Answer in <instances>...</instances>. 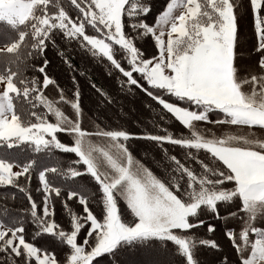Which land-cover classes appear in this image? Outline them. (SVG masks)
Wrapping results in <instances>:
<instances>
[{"label": "snow or ice", "instance_id": "1", "mask_svg": "<svg viewBox=\"0 0 264 264\" xmlns=\"http://www.w3.org/2000/svg\"><path fill=\"white\" fill-rule=\"evenodd\" d=\"M0 23V264H264V0H0Z\"/></svg>", "mask_w": 264, "mask_h": 264}, {"label": "trees", "instance_id": "2", "mask_svg": "<svg viewBox=\"0 0 264 264\" xmlns=\"http://www.w3.org/2000/svg\"><path fill=\"white\" fill-rule=\"evenodd\" d=\"M65 2H66V0H65ZM159 2L162 3L163 0H159ZM249 20H250V18H249ZM250 23H251V20H250ZM3 28H4V25L2 23H0V30H2ZM251 36H252V27H251V35H250V37L246 38L245 36H243V38L245 40L250 41ZM80 59H81V56H80L79 53H77L76 54V63L77 64L80 63ZM84 59L86 61V66L92 68V73L93 74L98 75V74L102 73V71H103L102 65H100L98 63H95V61L91 57H85ZM55 65H56V71L57 72L63 71V66L60 64L58 59H56ZM93 65H95V66L93 67ZM136 103H137V106H139V102L137 101ZM90 104H94V101L90 100ZM113 111H115V110H113ZM89 114L91 115V112ZM101 114L104 115L103 112ZM144 115H145V117H149V114L147 112H145ZM212 118H215V117L213 116ZM169 127H170L171 131H173L174 133H177V134L182 132V131L183 132L187 131L186 129H183L182 126L170 125ZM224 130L225 129H216L215 131H217L219 133V132H222ZM174 154H179V150H176V152ZM61 158L66 164L67 161H69L71 159H74L75 157L72 156L71 154H61ZM37 159H38V162H45L44 157L40 156L39 154H37ZM48 163L51 164V161H48ZM35 186H36V183H35V181H33V188H35ZM4 191H5V189L0 188V204L5 203V201L3 200V196H2ZM7 203H8V206L10 208H19V207L22 206L19 200H17L16 202L7 201ZM72 207L74 208V210L79 211V208L75 204H73ZM0 212H2V209H0ZM57 220H58V222H61L62 224L67 225L68 217L63 213V210H62V208L60 207L59 204L57 205ZM29 229L31 230V226H29Z\"/></svg>", "mask_w": 264, "mask_h": 264}, {"label": "rangeland", "instance_id": "3", "mask_svg": "<svg viewBox=\"0 0 264 264\" xmlns=\"http://www.w3.org/2000/svg\"><path fill=\"white\" fill-rule=\"evenodd\" d=\"M250 35H251V23H250V20L248 19V21H246L244 28H243V36L248 38L250 37Z\"/></svg>", "mask_w": 264, "mask_h": 264}]
</instances>
